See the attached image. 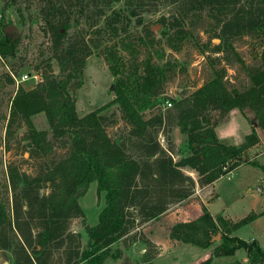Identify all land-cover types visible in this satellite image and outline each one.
I'll return each mask as SVG.
<instances>
[{
	"label": "trees",
	"instance_id": "16d2710c",
	"mask_svg": "<svg viewBox=\"0 0 264 264\" xmlns=\"http://www.w3.org/2000/svg\"><path fill=\"white\" fill-rule=\"evenodd\" d=\"M37 1L42 33L48 37L58 73L54 74L50 60H45L41 82L29 90L18 87L11 99L6 130L17 122L25 125L28 157L37 162L32 175L9 165L5 180H0V250L12 252L13 264H52L59 250L63 264L117 260L122 252L112 251L113 245L192 196L195 181L184 170L197 174L200 188L214 184L242 164L264 173V165L241 161L243 154L259 142L253 125L238 145L222 143L215 132L230 111L249 109L264 135V0H171L172 21L159 19L165 27L166 45L177 51L173 40L183 37L181 20L189 14L206 13L214 22L213 38L218 40L210 51L221 55L219 61L242 66L248 78L244 88H230L225 67L210 63L209 78L178 98L162 92L170 78V62L158 64L150 54L132 69L123 62L121 52H131L130 38L123 36L128 22L124 24L122 17L138 15L132 9L135 0H96L100 5L93 7L95 21L90 23L87 15V30H76L69 37L68 0ZM120 1L123 7L117 10L114 4ZM136 24L140 25V20ZM89 30L93 37H87ZM172 30L175 32L170 34ZM244 37L259 44L260 65L256 68L245 66L234 47V41ZM139 40L150 48L154 34L145 28ZM17 44L16 37L1 35L0 58L13 57ZM210 45L209 39L201 52ZM95 51L107 64L114 96L79 117L75 93L83 84L85 61ZM166 102L171 104L169 108ZM113 106L124 126L110 136L107 129L117 124L115 113L109 114ZM147 111L150 114L146 116ZM39 113L45 115L48 131L35 128L32 117ZM173 128L184 137L185 153L175 152ZM160 134L166 147L160 143ZM91 183L96 184L98 196L103 194V207L93 226L85 223L78 201ZM201 211L194 220L176 222L168 233L173 241L204 249L220 235L208 259L198 264L233 256L238 250L245 252V264H264V248L257 241L231 235L257 215L251 213L231 222L220 214L213 217L205 206ZM74 219L82 221L85 243L80 232L70 229ZM142 258L144 263L152 260L148 254ZM232 264L243 263L235 260Z\"/></svg>",
	"mask_w": 264,
	"mask_h": 264
},
{
	"label": "rangeland",
	"instance_id": "374dc122",
	"mask_svg": "<svg viewBox=\"0 0 264 264\" xmlns=\"http://www.w3.org/2000/svg\"><path fill=\"white\" fill-rule=\"evenodd\" d=\"M99 5V1L96 2V0H68L67 14L69 12L71 27L67 32V37L76 30L86 31L88 28L86 16H90V23L95 21L93 7L98 8ZM114 6L117 10L122 8V1L115 3ZM132 9L136 11L137 16L122 17L124 24L128 22L127 32L123 36L130 38L131 52L130 54L121 52L124 58L123 62L127 68L132 69L149 54L152 56L153 62L158 64L170 62L172 70L169 80L162 89L164 95L178 98L202 85L211 74L210 63H214L218 68L225 67L226 76L230 79L226 80L228 87L234 86L242 89L248 84V78L242 66L239 64L228 65L226 62L219 61L217 58L221 55L210 51L212 45L217 44V41H214L216 39L213 38L214 22L206 13L189 14L187 18L181 20L183 24L180 29L183 37L174 38L173 43L175 47H178L175 51L166 45L167 37L163 35L165 27L159 22L162 17L172 21L174 6L171 0H135ZM137 20H140V25L136 24ZM0 21V34L18 39L13 57L0 58V180L3 181L7 166L18 167L32 175L36 171L37 164L35 160L28 157L27 142L24 140L25 125L17 122L12 125L9 131L6 130L11 99L18 89L13 76L17 78L24 74L34 73L41 75L46 68L44 61L48 59L54 74L58 73V66L56 61L51 58L48 37L42 33L43 23L38 14L37 0H0ZM154 27H157L156 30H153ZM145 28L154 34V43L150 48H147L139 40ZM5 29H9V31L6 33ZM89 32L91 31L87 32V37H93ZM172 32L175 30L170 31V34ZM209 39L210 48L202 53L201 46ZM115 41L118 42L119 38ZM234 47L242 57L245 66L256 68L260 65V48L257 41H253L249 37L236 39ZM99 51L101 52V50ZM160 54L163 55L161 59L158 58ZM207 55L210 59L207 58ZM112 82L113 79L103 55L95 51L85 61L83 84L75 93L77 115L82 117L108 103L114 96L110 90ZM34 86L31 79L19 85L24 90H29ZM109 111V114L115 113L117 118V124L107 129L108 134L112 136L117 129L123 128L124 124L116 106H113ZM145 114L149 115L150 111ZM32 122L37 130L48 131L49 129L43 113L33 116ZM251 125L260 133L261 149L260 151L254 150L255 152H245L241 161L245 163L256 161L260 165H264V158L263 163L256 158L260 153H264V135L257 126L255 115L251 110L245 109L240 112L235 109L230 111L217 125L215 132L222 143L238 145L243 141L242 133L251 128ZM171 137L175 152L185 153L184 137L177 128L172 129ZM158 138L161 145L166 147L164 137L160 134ZM184 172L195 181L192 196L181 204L171 206L158 220L133 229L111 248L112 251L118 249L122 252L120 258L117 260L109 258L104 264H198L205 261L211 255L213 248L219 244V240H212L214 244L204 249L173 241L168 237V233L170 227L176 222L194 220L201 215V209L198 216L194 214V209H196L193 207L194 204L202 208V206L206 207L210 201L212 202L206 209L213 217L220 214L224 219L237 222L251 213L257 215L253 221L232 231L231 235L246 241L255 240L260 242L262 247L264 246V212L253 211L264 205V193L257 199H252L249 196L257 194L256 192L260 189L264 190V173L258 168L242 164L237 171H233L234 173L222 176L217 181L216 188L202 189L199 187L198 189L197 174L188 170H184ZM201 199H203L204 205H199L197 202ZM258 199L260 203H258ZM78 201L85 215V223L89 226L95 225L98 213L103 207V194L97 195L96 184L91 183ZM70 229L73 232H80L83 238L82 243H85L86 237L81 219L72 220ZM139 235L146 239L147 244L142 243ZM61 251L55 252L52 264H63ZM145 254H148L152 260L144 263L142 257ZM245 255L243 250H238L233 256L215 257L210 264H232L235 260L245 264L247 262ZM0 264H13L11 251L0 250Z\"/></svg>",
	"mask_w": 264,
	"mask_h": 264
},
{
	"label": "crops",
	"instance_id": "0c3cea01",
	"mask_svg": "<svg viewBox=\"0 0 264 264\" xmlns=\"http://www.w3.org/2000/svg\"><path fill=\"white\" fill-rule=\"evenodd\" d=\"M256 129V128H255ZM250 132V128H248V129H246V131L244 132V133H242V137L244 138V136L245 135H247L248 133ZM256 132H258V130L256 129ZM258 134V137H259V142L256 144V145H254V146H252L251 148H249L246 152H255V151H260V149H261V147H260V144L259 143H261V136H260V133L258 132L257 133ZM255 150V151H254ZM256 158H257V160H259V161H261V163H263L262 161H263V158H264V153H260L259 155H257L256 156ZM240 167H238L235 171H237L238 169H239ZM234 171V172H235ZM234 172H232V173H234ZM217 182H215L214 184H212V185H209V186H206V187H202V189H212V188H216V186H217ZM198 189H199V186H198ZM257 194H250L249 196L252 198V199H254V198H256L257 199V197H259V195H262L263 193H264V190H262V189H260L258 192H256ZM197 202L199 203V205L200 204H202V205H204L203 203H204V201H203V199H201V200H197ZM210 202H212V201H210ZM210 202L206 205V208L208 209V205L210 204ZM258 203H260V200L258 199ZM193 207H195L196 209H194V214H196L197 216L200 214V206H198L197 204H194L193 205ZM198 207H199V209H198ZM254 212H256V213H260V212H264V205H261L260 206V209H256V210H253ZM264 215V214H263ZM260 217V216H259ZM258 244L261 246V244H260V242H258ZM262 247V246H261ZM262 248H264V246L262 247Z\"/></svg>",
	"mask_w": 264,
	"mask_h": 264
},
{
	"label": "built area",
	"instance_id": "2783aa9c",
	"mask_svg": "<svg viewBox=\"0 0 264 264\" xmlns=\"http://www.w3.org/2000/svg\"><path fill=\"white\" fill-rule=\"evenodd\" d=\"M0 26H1V21H0ZM0 38H1V34H0ZM30 79L33 80L34 85L41 82V80H42L41 75L38 73H34L31 75L24 74V75H21L17 78L13 76V80H14V83H15L17 88L19 87L20 84H22L23 82L30 80ZM165 105H166V108H169L171 106V104L169 102H166Z\"/></svg>",
	"mask_w": 264,
	"mask_h": 264
},
{
	"label": "water",
	"instance_id": "95a60500",
	"mask_svg": "<svg viewBox=\"0 0 264 264\" xmlns=\"http://www.w3.org/2000/svg\"><path fill=\"white\" fill-rule=\"evenodd\" d=\"M156 28L157 27H154L153 28V30H156ZM9 31V29L7 30V29H5V32L7 33ZM214 41H217L218 42V40L216 39V40H214ZM219 238H220V235L218 234L217 236H215L214 238H213V240H219ZM246 260V259H245Z\"/></svg>",
	"mask_w": 264,
	"mask_h": 264
}]
</instances>
